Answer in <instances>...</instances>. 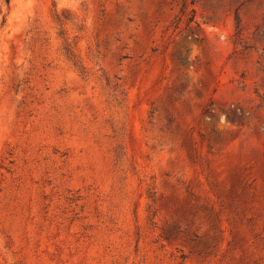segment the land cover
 I'll list each match as a JSON object with an SVG mask.
<instances>
[{
    "label": "rangeland",
    "instance_id": "374dc122",
    "mask_svg": "<svg viewBox=\"0 0 264 264\" xmlns=\"http://www.w3.org/2000/svg\"><path fill=\"white\" fill-rule=\"evenodd\" d=\"M0 264H264V0H0Z\"/></svg>",
    "mask_w": 264,
    "mask_h": 264
},
{
    "label": "trees",
    "instance_id": "16d2710c",
    "mask_svg": "<svg viewBox=\"0 0 264 264\" xmlns=\"http://www.w3.org/2000/svg\"><path fill=\"white\" fill-rule=\"evenodd\" d=\"M8 3H10L11 0H6Z\"/></svg>",
    "mask_w": 264,
    "mask_h": 264
}]
</instances>
